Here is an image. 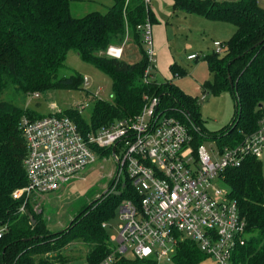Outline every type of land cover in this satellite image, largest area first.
Returning <instances> with one entry per match:
<instances>
[{"label": "trees", "instance_id": "obj_1", "mask_svg": "<svg viewBox=\"0 0 264 264\" xmlns=\"http://www.w3.org/2000/svg\"><path fill=\"white\" fill-rule=\"evenodd\" d=\"M70 1L0 0V225L8 228L0 238V264H70L62 260L60 252L75 238L92 246L86 262L98 263L112 245L102 223L114 215L123 199L134 197L129 180L123 176L116 190L107 191L83 208L69 226L56 232L47 231L44 222L37 219L33 194L27 199L13 198L14 191L27 183L23 165L26 143L19 129L20 120L23 116H44L18 102L64 87L80 90L84 81L80 72L71 69L68 75L62 73L70 68L65 63L70 51L111 80V99L96 98L88 119L75 108L60 113L71 118L83 134L137 115L145 95L159 97L163 111L188 125L194 147L204 139L216 140L220 148L234 146L257 130L264 118V8L258 0H173L174 12L198 14L236 26L233 36L224 42V54L211 52L204 56L213 75L204 87L214 94L228 90L234 98L231 123L213 132L204 130L196 98L168 80L145 79L146 49H141L140 60L133 63L106 55V49L121 43L126 34L137 44L142 42L137 25L146 20L157 22L149 4L144 0H114L105 12L73 16ZM170 71L174 76L185 73L176 62L170 65ZM109 152L97 149L101 157ZM222 175L229 186V197L245 217L248 233L245 244L233 251L229 264H264L261 160L248 156L239 167L226 168ZM22 205L25 211L21 212ZM206 256L194 241L180 239L172 259L176 264H197ZM111 264L157 261L116 256Z\"/></svg>", "mask_w": 264, "mask_h": 264}, {"label": "built area", "instance_id": "obj_2", "mask_svg": "<svg viewBox=\"0 0 264 264\" xmlns=\"http://www.w3.org/2000/svg\"><path fill=\"white\" fill-rule=\"evenodd\" d=\"M152 25L150 20L137 25L147 46L145 79L156 65ZM213 46L218 55L227 50L220 41ZM121 50L111 45L105 53L119 58ZM198 58L195 53L187 56ZM159 103V97L145 95L137 115L85 134L60 113L37 119L23 116L19 129L26 143L27 183L14 191L13 198L58 190L95 162L97 149L110 150L117 165L116 179L125 175L134 197L119 203L118 233L110 239L111 251L96 264H111L129 250L137 259L170 260L180 239L194 241L219 264H229L233 251L247 240L246 220L236 201L213 182L223 181V171L239 167L248 156L264 157V118L240 143L209 151L203 144L194 147L188 125L161 110ZM20 211H25L24 205ZM102 227H107L106 222ZM7 229L6 224L0 225V238Z\"/></svg>", "mask_w": 264, "mask_h": 264}, {"label": "rangeland", "instance_id": "obj_3", "mask_svg": "<svg viewBox=\"0 0 264 264\" xmlns=\"http://www.w3.org/2000/svg\"><path fill=\"white\" fill-rule=\"evenodd\" d=\"M113 1L71 0V14L73 16H83L91 11L105 12L106 6L111 5ZM258 4L264 8V0H258ZM149 6L154 8L157 13L160 12V6L156 5L154 0H150ZM165 6L163 5V7ZM162 9L165 10L166 8ZM160 16L168 26V37L175 58L174 61L185 70V73L177 76L171 75L167 80L186 94L196 98L205 131L213 132L226 127L231 123L235 112L234 98L228 90L214 94L204 87V83L213 79L204 56L213 52L214 41L224 43L230 39L236 30V26L233 23L179 11L172 12L171 16L164 14ZM139 44L134 42L132 38H126L116 46L122 47V50H124L122 58L129 63H133L140 60L141 49H147L143 41H140ZM193 53L198 54L199 58L187 59V56ZM155 58L157 59V56ZM65 63L70 68H65L62 71L63 74L68 75L72 70H76L83 77H87V83L83 81L80 90L64 87L38 97L28 96L25 101H19V105L27 106L30 110L41 115L61 113L65 109L75 108L84 118L88 119L96 98L111 99V80L96 66L83 61L74 51L68 53ZM151 74L150 79L165 80L164 73L156 67L151 70ZM202 144L209 151L212 149L217 150L219 147L214 139H204ZM119 153L121 156V152ZM261 167L264 174V157L261 158ZM116 170L117 165L111 154H105L103 157L96 154V160L92 165L64 183L58 190L40 195L33 194L31 197H34V214L37 219L44 222L47 231L56 232L65 229L83 208L96 202L103 195V192L105 194L107 191L112 192L117 189L124 177L122 175L121 180L119 179L121 182H119L115 177ZM213 185L222 193L229 192V186L224 181L217 179L213 182ZM120 223L121 218L117 205L114 215L106 221L107 227L105 230L110 239L117 235V227ZM91 247V244L83 242L80 238H75L62 248L60 252L62 260H67L70 264H88L85 257ZM125 256L133 258L131 250ZM157 264L176 263L173 259L160 258L157 260ZM197 264L219 263L214 257L206 256Z\"/></svg>", "mask_w": 264, "mask_h": 264}, {"label": "crops", "instance_id": "obj_4", "mask_svg": "<svg viewBox=\"0 0 264 264\" xmlns=\"http://www.w3.org/2000/svg\"><path fill=\"white\" fill-rule=\"evenodd\" d=\"M155 4L160 6V12L157 13L154 8H151L152 12L157 19V22L152 25L154 47L156 50V69L164 73L163 77L165 80L169 79L172 75L170 71V65L174 63L175 58L172 53V49L169 42L168 35V26L161 18V14L171 16V13L174 12L172 8L173 0H154ZM163 5H166L163 7ZM162 8H166L163 10ZM176 13V12H175ZM128 38V37H126ZM125 38V39H126ZM124 39V40H125ZM124 50H121L120 57L123 56Z\"/></svg>", "mask_w": 264, "mask_h": 264}, {"label": "water", "instance_id": "obj_5", "mask_svg": "<svg viewBox=\"0 0 264 264\" xmlns=\"http://www.w3.org/2000/svg\"><path fill=\"white\" fill-rule=\"evenodd\" d=\"M260 43H261V41L258 42L257 44H255L254 47H255L256 45L260 44ZM228 64H229V63H228ZM230 84H231V81H230ZM113 150H114V148H113ZM102 194H104V192H103ZM116 194H119V192L117 191Z\"/></svg>", "mask_w": 264, "mask_h": 264}]
</instances>
